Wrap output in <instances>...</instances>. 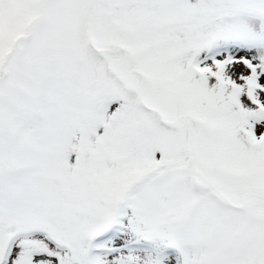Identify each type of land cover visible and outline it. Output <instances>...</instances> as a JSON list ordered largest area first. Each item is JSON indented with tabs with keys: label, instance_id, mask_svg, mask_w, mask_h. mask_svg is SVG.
<instances>
[{
	"label": "snow or ice",
	"instance_id": "6c2138e0",
	"mask_svg": "<svg viewBox=\"0 0 264 264\" xmlns=\"http://www.w3.org/2000/svg\"><path fill=\"white\" fill-rule=\"evenodd\" d=\"M0 264H264V0H0Z\"/></svg>",
	"mask_w": 264,
	"mask_h": 264
},
{
	"label": "rangeland",
	"instance_id": "374dc122",
	"mask_svg": "<svg viewBox=\"0 0 264 264\" xmlns=\"http://www.w3.org/2000/svg\"><path fill=\"white\" fill-rule=\"evenodd\" d=\"M260 128H261V124L255 123L254 126H253V131L258 132L260 130Z\"/></svg>",
	"mask_w": 264,
	"mask_h": 264
}]
</instances>
